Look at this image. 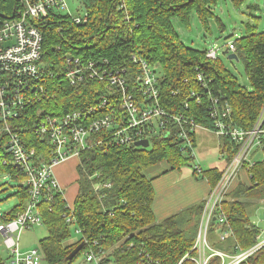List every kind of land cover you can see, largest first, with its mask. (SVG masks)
<instances>
[{
  "label": "trees",
  "instance_id": "trees-1",
  "mask_svg": "<svg viewBox=\"0 0 264 264\" xmlns=\"http://www.w3.org/2000/svg\"><path fill=\"white\" fill-rule=\"evenodd\" d=\"M218 1L80 0V8L87 16L85 23L74 24L69 17L48 18L41 27L44 38L41 62L52 72V77L40 82L46 90L45 97L43 95L44 98L37 102L31 94V104L20 110L18 118L9 125L11 133L18 135L23 146L34 150L33 165L50 164L52 160L51 140L34 131V125L43 117L59 118L98 107L104 100L105 109L91 119L123 114L119 105L120 91L107 81L109 72L123 70L131 92L140 100L134 83L140 69L131 60L132 56L144 60L158 75L160 105L169 114L182 115L194 124L212 130L209 101L224 97L231 108L233 124L250 130L264 102V32H256V26H247L241 37L230 42L237 62L243 65L248 90L238 84L218 56L210 60L206 58V50L184 45L172 24V19H176L188 28L191 14L195 13L205 30L210 31L211 20L217 30L223 32L224 23L215 17L213 10ZM229 1L240 5L244 0ZM120 5L124 8L118 10ZM248 9L257 10L254 5H249ZM68 57L83 65L93 63L99 74L105 71L104 80L91 79L86 74L80 82L71 85L65 75ZM103 60L108 64L100 66ZM197 75L202 76V83L197 81ZM191 93L200 98L201 105L195 103ZM180 127L170 122L159 128L157 135L144 139L149 141L150 147L146 149L135 147L137 141L116 146L107 130L91 133L86 140L89 147L79 152L78 193L72 207L67 205L63 193L57 191H51V200L41 199L37 204L42 225L48 231V236L39 242L43 256L41 264H73L88 247L97 254L103 252L104 259L113 264H135L142 250L160 264H195L192 260H184V256L195 243L205 201L156 220L154 179L148 176V172L159 164L167 165L163 175L194 162L191 155L180 152L181 142L177 138ZM145 128L152 129L153 125L147 124ZM2 129L0 124V176L17 186L12 195L16 204L9 211L0 212V224L14 219L25 209L29 199V190L23 186L26 174L13 164L8 151L10 136ZM195 135L192 133L194 142ZM98 141L100 145L91 147ZM221 143L225 153L222 155L229 162L234 146L228 139H222ZM221 171L203 172L210 188L217 183ZM197 174L193 169V176ZM247 174H242L246 176V182L238 179L233 183L215 212L217 217L222 214L226 221L212 220L208 229L211 231L217 226L220 232L226 228L231 230V235L224 241L208 238L216 250L227 255L252 248L261 236V228L252 215L254 208L264 205V155ZM64 216L71 219L69 223ZM72 229L80 231V237L77 242L69 243ZM84 241L87 244L81 252L69 260V254ZM191 255L196 256L195 253ZM0 264L6 263L0 260ZM208 264H221V259L213 257ZM240 264H264V247Z\"/></svg>",
  "mask_w": 264,
  "mask_h": 264
},
{
  "label": "built area",
  "instance_id": "built-area-1",
  "mask_svg": "<svg viewBox=\"0 0 264 264\" xmlns=\"http://www.w3.org/2000/svg\"><path fill=\"white\" fill-rule=\"evenodd\" d=\"M65 2V0H0V124L3 126L2 130L10 136L8 151L12 155L13 164L25 172L26 180L23 186L29 190L25 209L14 219L0 224V234L6 249L10 252L11 264L42 263L43 256L40 249L21 252L20 236L23 231L42 225L37 204L41 199L51 200V191L62 192L53 175V168L71 157L78 158L79 152L86 146L89 147L86 140L91 133L107 130L111 133L114 144L123 146L157 135L159 128H164L170 122L181 126L177 134L181 142L180 152L191 155L194 160L195 142L192 133H197L198 129L212 132L220 141L228 139L234 146L232 159L226 163L217 183L204 199L197 237L192 249L184 256V260H192L195 264H208L211 258L217 256L221 259V264H240L261 250L264 247V229H261V236L256 245L248 250L239 251L235 255H227L216 250L207 239V234L214 218L218 219V223L226 221L222 214L218 217L215 215L218 206L226 198L234 181L240 175H246L254 165L256 154L264 152V102L256 122L247 131L233 124L231 108L224 97L212 98L209 101L208 111L213 121V128L208 130L182 115L176 116L166 112L160 105L158 75L144 60L132 56L131 60L138 64L140 69L134 78L140 100H137L131 92L123 77V70L109 72L107 81L120 91L119 105L123 114L120 116L106 114L91 119L97 112L100 113L105 109L106 100H104L98 107L67 113L59 118L48 115L43 117L34 125V131L40 136L47 135L51 140L52 160L50 164L33 165L34 150L26 149L18 135L11 133L9 125L18 118L20 110L31 104L33 101L31 94H34L37 102L45 97L46 90L42 88L40 82L43 83L45 79L52 77V72L48 71L46 64L41 62L44 40L41 27L46 24L48 18L55 16L61 19L69 17L71 22L77 25L86 22L85 13L75 17L61 14L63 10H66ZM79 3L81 4L80 0ZM123 8L124 6L120 5L118 10ZM234 50L229 43L227 51L234 54ZM206 58L216 59L217 51L214 48L206 50ZM107 64L106 60L99 63L100 66ZM65 69L67 70L66 78L71 85L80 82L86 74L91 79L104 80L105 71L99 74L94 69L93 63L83 65L80 61L68 57ZM197 81L203 82L201 75H197ZM191 96L195 97L197 105H201L200 98L193 93ZM185 108H187L186 104ZM150 123L153 128L146 130L145 126ZM100 144L101 142L98 141L91 147ZM193 169L197 173L203 172L199 165L194 166ZM64 218L68 223L71 220L69 217L64 216ZM75 233L80 234V231L76 230ZM231 233V230L226 228L220 232L219 240L224 241ZM83 243L86 245L87 241ZM88 248L85 251V262L113 264L104 259L103 252L97 254L91 247ZM192 253L196 256H192ZM135 264L160 263L142 250Z\"/></svg>",
  "mask_w": 264,
  "mask_h": 264
},
{
  "label": "rangeland",
  "instance_id": "rangeland-1",
  "mask_svg": "<svg viewBox=\"0 0 264 264\" xmlns=\"http://www.w3.org/2000/svg\"><path fill=\"white\" fill-rule=\"evenodd\" d=\"M65 1L66 10H63L61 14L70 15L73 17L83 15V10L82 8H80L79 0ZM249 5H254L257 10L248 9ZM213 10L215 17L220 18L224 23L225 30L223 32H219L214 24V21L211 20L209 21L210 31L208 32V30H205L195 13L191 14L190 25L188 28L182 26L176 19H172L173 27L184 45L201 51L214 48L217 51L218 58L223 62L227 70L235 76L238 84L249 90V82L244 73L243 65L241 64V62L229 61L227 55H225L224 53L227 51V47L230 42L241 37L244 34L247 26H256V32H264V0H244L240 5H233L229 0H219L218 4ZM228 54H230V52H228ZM196 137L197 139H200L201 137L203 139L197 141L196 143L194 149L195 160L193 163H191V165H188L187 167H184L179 171H174L178 179L174 184H179V182H181L180 178H183V176H192L193 167L196 165H199L204 172L207 169L221 170L227 163L226 156L222 157L224 149L223 146H220L221 141L212 132L198 129ZM263 155L264 153L258 152L255 156L254 161L262 159ZM78 162L79 161L77 158L73 160V164L71 166L67 164L61 165L60 163L59 166L57 165L53 168L55 177L57 169H60L62 171H60L62 174L59 175V183L61 184L60 187L62 193L64 194L67 203L71 207L75 198H73L70 194V192H72L71 188L73 186H77L76 184L79 178L76 169ZM166 170V164H159L156 167L152 168L150 172H148V176L149 178L154 179V183L157 179L156 177L158 175L161 176L162 173ZM203 172L198 173L194 178L198 182H202L203 180L207 183V178H202L204 174ZM238 179L239 181L243 182L247 181V178L244 175H241ZM238 179L236 181H238ZM155 183L154 185L157 188V184ZM15 186L17 185L14 182H10L9 179L0 176V212H7L16 204V199L12 196L16 189ZM258 207L260 208L256 210ZM258 207L254 208V215H252L253 221H255V223H257V225L261 229H264V205ZM156 220L158 219L156 218ZM47 236L48 231L43 225L33 226L30 229L23 231L20 236L19 242L21 252H26V250L30 249H39V242ZM79 237L80 234H76L72 229V237L68 242H77ZM219 237L220 230L217 226H215L211 231H208L207 239L213 238L214 240H217ZM85 258L86 252H82L74 260L73 264H96L95 262H85ZM0 260L6 264H10L11 262L10 252L6 249L1 234Z\"/></svg>",
  "mask_w": 264,
  "mask_h": 264
},
{
  "label": "crops",
  "instance_id": "crops-1",
  "mask_svg": "<svg viewBox=\"0 0 264 264\" xmlns=\"http://www.w3.org/2000/svg\"><path fill=\"white\" fill-rule=\"evenodd\" d=\"M196 136H197V133L195 135V146H196L197 141H200L203 139L202 137L200 139H197ZM220 146H223V144L221 143ZM74 159H77V158L72 157L69 160L61 163V165L67 164V165L71 166L73 164L72 162ZM209 170L210 169H207L205 171L208 172ZM221 170H223V168ZM60 171H61L60 169H57L56 170V177L54 175L58 184H60L59 183V175L62 174L61 173L62 171L61 172ZM192 176H188V175L183 176V178H180L181 182H179V184H174L175 181L178 179L175 175V172L171 171V172L165 173L161 176H159V175L157 176V179L155 181L156 183L154 182L155 184H157V188L155 187V185L152 181V185H154L153 188L155 190V199H154V204H153V210H154L155 218H157L158 220H161L164 217H166L168 215H172V214L182 210L185 207H189L191 205L197 204V202L200 203V202L204 201V199H206V196L208 195L209 190L211 189L210 186L208 185V182L206 183L203 180H202V182H198V181H196L194 176H193V178H192ZM234 182H236V181H234ZM60 186H61V184H60ZM71 189H72V192H70V194L74 198V197H76V195L78 193V185L73 186ZM64 199H65V196H64ZM65 201L67 203L66 199H65ZM67 205L69 207H71L68 203H67ZM30 250H32V249H30ZM26 251H29V250H26Z\"/></svg>",
  "mask_w": 264,
  "mask_h": 264
},
{
  "label": "water",
  "instance_id": "water-1",
  "mask_svg": "<svg viewBox=\"0 0 264 264\" xmlns=\"http://www.w3.org/2000/svg\"><path fill=\"white\" fill-rule=\"evenodd\" d=\"M225 55H227V58L229 61H238V58L235 54H228V52L226 51L224 53ZM134 146L135 147H142L144 149L148 148L149 147V141L148 140H140V141H137L136 143H134ZM215 220V218L213 219V221ZM84 248V243L82 242L81 244H79L68 256V259L69 260H73L76 255L78 253L81 252V250Z\"/></svg>",
  "mask_w": 264,
  "mask_h": 264
}]
</instances>
